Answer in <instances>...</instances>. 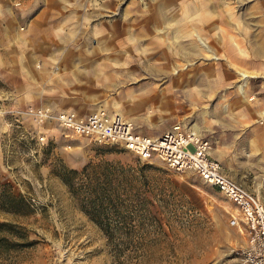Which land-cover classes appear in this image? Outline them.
Instances as JSON below:
<instances>
[{"label":"rangeland","instance_id":"rangeland-1","mask_svg":"<svg viewBox=\"0 0 264 264\" xmlns=\"http://www.w3.org/2000/svg\"><path fill=\"white\" fill-rule=\"evenodd\" d=\"M29 1L31 13L44 4L0 0V23H11L0 31V196L30 205L0 208V221L23 225L34 244L0 264H247L236 204L200 175L66 139L25 111L104 108L154 136L195 129L264 202V0H49L48 20L29 31L48 37L42 54L13 25ZM108 181L132 208L112 235L92 218L98 203L86 212L90 185Z\"/></svg>","mask_w":264,"mask_h":264},{"label":"built area","instance_id":"built-area-1","mask_svg":"<svg viewBox=\"0 0 264 264\" xmlns=\"http://www.w3.org/2000/svg\"><path fill=\"white\" fill-rule=\"evenodd\" d=\"M25 113L38 123L54 121L66 139L84 138L96 144L117 146L142 162L158 159L177 173H197L236 204L237 213L232 215L230 223L245 235V243L238 250L245 263L264 264V202L257 193L227 174L213 154L210 138L184 125H176L158 136L146 134L130 118L104 108L80 115L30 106ZM45 138L40 137L42 144Z\"/></svg>","mask_w":264,"mask_h":264},{"label":"trees","instance_id":"trees-1","mask_svg":"<svg viewBox=\"0 0 264 264\" xmlns=\"http://www.w3.org/2000/svg\"><path fill=\"white\" fill-rule=\"evenodd\" d=\"M72 173L78 174L77 171H71ZM127 179V178H126ZM134 179H128L126 186H131L132 183L128 184V181ZM104 187H97V185H90L88 189L89 201L91 205L86 207V212L92 217V212L88 210L91 206H96L98 203L99 207L102 209L96 210L97 215L92 217L95 222L103 229V231L109 235L114 234L120 227L123 221H118V218L122 217L120 214L121 209L126 208V210L131 211V205H123L124 199L119 192H115V188L111 181L103 182ZM92 186V187H91ZM112 207L116 209L117 212L110 214L105 211V206ZM0 208L6 212H20L19 208L30 209V205L23 196H16L10 193H6L0 196ZM110 209V208H108ZM114 211V210H113ZM113 217H111V216ZM34 244V241L29 239V235L26 228L23 225L17 224L11 221H0V258H9V255L13 252H18L23 249L29 248Z\"/></svg>","mask_w":264,"mask_h":264},{"label":"crops","instance_id":"crops-1","mask_svg":"<svg viewBox=\"0 0 264 264\" xmlns=\"http://www.w3.org/2000/svg\"><path fill=\"white\" fill-rule=\"evenodd\" d=\"M39 2H42V0ZM32 4H33L32 1L25 2L23 4V6L21 7V11H20V17L17 16L13 20L15 22L13 25L14 27L19 26L20 28L22 27L23 30H27V33H26L27 35L24 36L25 37L24 39H26V41L29 43L33 42L35 44V46L33 47V51L35 53L42 54L44 51H46L44 47L48 45L47 44L49 42V39H47L48 37L43 38V39L38 38L30 34V32L34 31L36 28L38 29L39 27H43L44 23L48 20L47 17H48L52 3H50L49 0H44V4L42 5L41 3H39L41 6L38 5L37 11L31 13L33 11L32 8H35L33 7ZM21 19H25L24 22H22ZM3 23H4V26L2 22L0 23V26H1L0 31H3V27L9 28V26L11 25V23H8V21H5V22L3 21ZM197 129H198V126H197ZM250 130H255V129L253 127Z\"/></svg>","mask_w":264,"mask_h":264},{"label":"bare ground","instance_id":"bare-ground-1","mask_svg":"<svg viewBox=\"0 0 264 264\" xmlns=\"http://www.w3.org/2000/svg\"><path fill=\"white\" fill-rule=\"evenodd\" d=\"M195 36H196V38H198L199 40H202V39H201V36L199 35L198 32L195 33ZM202 43H203V42H202ZM240 75H241V77H242L243 79H247L248 77H250V75H247L245 72H240ZM251 77H254V76L251 75ZM239 89H240L241 92H243V91H244V84L239 85ZM194 126H195V128L197 129V126H196V125H194Z\"/></svg>","mask_w":264,"mask_h":264}]
</instances>
